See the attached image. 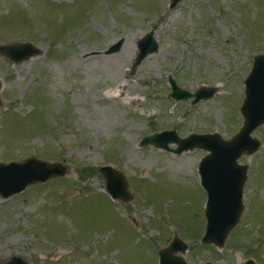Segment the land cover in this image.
Returning a JSON list of instances; mask_svg holds the SVG:
<instances>
[{"label": "rangeland", "instance_id": "1", "mask_svg": "<svg viewBox=\"0 0 264 264\" xmlns=\"http://www.w3.org/2000/svg\"><path fill=\"white\" fill-rule=\"evenodd\" d=\"M148 34L157 50L135 65ZM21 44L38 53L12 62L0 52V164L67 170L0 196V264H158L174 236L187 264H264V124L251 134L258 150L238 159L243 211L219 249L200 243L208 152L140 146L168 130L238 133L243 83L264 53V0H0V48ZM169 78L216 92L174 101ZM102 166L124 176L129 202L109 198Z\"/></svg>", "mask_w": 264, "mask_h": 264}, {"label": "water", "instance_id": "2", "mask_svg": "<svg viewBox=\"0 0 264 264\" xmlns=\"http://www.w3.org/2000/svg\"><path fill=\"white\" fill-rule=\"evenodd\" d=\"M180 0H170L174 8ZM135 65L150 53L157 50V44L146 35L139 45ZM0 52L12 62L22 61L35 56L38 51L29 44L0 48ZM169 98L174 101H185L193 98L191 103L208 100L216 92L215 88H201L194 93L181 90L172 78ZM244 98L239 109L242 125L236 135L228 140L218 134H190L180 138L175 131L168 130L144 136L140 146H152L157 149L179 154L193 149L208 152L198 165L200 186L206 194L204 209L205 228L200 243L221 248L229 232L238 224L243 211V188L247 180V166L238 163L242 155H251L260 147L259 140L251 136L252 132L264 124V53L254 56L249 73L244 80ZM1 104V103H0ZM175 144L176 148H169ZM66 167L29 158L24 162L0 164V196L8 198L21 193L27 186L43 184L51 178L62 177ZM104 181V190L112 201L127 203L131 200L128 184L124 176L111 166L98 169ZM187 245L174 236L167 247L158 250L159 264H187L184 255ZM180 254V255H179ZM6 264H23L13 258ZM245 264H253L247 261Z\"/></svg>", "mask_w": 264, "mask_h": 264}, {"label": "trees", "instance_id": "3", "mask_svg": "<svg viewBox=\"0 0 264 264\" xmlns=\"http://www.w3.org/2000/svg\"><path fill=\"white\" fill-rule=\"evenodd\" d=\"M90 173H94V172L90 171Z\"/></svg>", "mask_w": 264, "mask_h": 264}]
</instances>
